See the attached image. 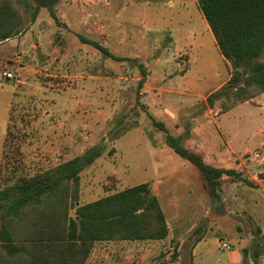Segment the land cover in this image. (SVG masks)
<instances>
[{"label": "rangeland", "instance_id": "1", "mask_svg": "<svg viewBox=\"0 0 264 264\" xmlns=\"http://www.w3.org/2000/svg\"><path fill=\"white\" fill-rule=\"evenodd\" d=\"M57 15L59 23L42 9L21 35L0 43L1 173L30 177L100 144L102 155L81 173L79 205L149 183L170 236L145 246L97 243L88 264H160L174 251L179 264H264V93L252 89L249 101L231 96L209 106L233 69L197 0H63ZM4 70L24 84L5 79ZM13 102L42 134L18 161L1 158ZM152 118L206 164L240 177L224 176L212 198ZM217 239L231 248L220 249ZM139 250L149 254L144 263Z\"/></svg>", "mask_w": 264, "mask_h": 264}, {"label": "trees", "instance_id": "2", "mask_svg": "<svg viewBox=\"0 0 264 264\" xmlns=\"http://www.w3.org/2000/svg\"><path fill=\"white\" fill-rule=\"evenodd\" d=\"M61 1L0 0V43L21 35L25 24L34 23L42 9L59 23L57 6ZM197 3L221 55L233 69L227 85L207 97L209 106L223 97L249 101L257 95L252 89L264 93V0ZM80 39L118 60L99 42ZM141 68L140 88L147 78ZM28 117L25 108L12 103L1 158L20 160L23 148L42 136L40 130L31 128ZM152 121L165 133L166 145L199 170L212 198H219L224 176L240 177L234 169L206 164L199 154L181 145V137L172 135L161 122ZM102 152L100 144L94 145L54 168L15 180L0 169V264H87L100 242L169 238L166 215L149 183L79 205L81 173ZM179 257L174 251L170 260L160 264H178Z\"/></svg>", "mask_w": 264, "mask_h": 264}, {"label": "crops", "instance_id": "3", "mask_svg": "<svg viewBox=\"0 0 264 264\" xmlns=\"http://www.w3.org/2000/svg\"><path fill=\"white\" fill-rule=\"evenodd\" d=\"M210 29V28H209ZM211 31V30H210ZM212 34V33H211ZM213 36V35H212ZM214 38V37H213ZM214 41H215V39H214ZM215 44H216V42H215ZM217 46V45H216ZM21 54H23V52H20L19 53V55H21ZM24 65L23 64H20V67H23ZM23 84H24V82H23ZM81 89L82 90H88L86 87H81ZM149 90L150 88H148L147 86H146V88L144 89V90ZM15 90H17V87L15 88ZM151 90V89H150ZM154 90H157V89H154ZM15 95H16V92H15ZM79 107H81L82 109H87V108H89V107H85V105H84V103H83V101L82 102H80L79 103ZM46 113H48V112H46ZM87 204V203H86ZM114 242L115 241H110V242H103V243H107V245H110L111 243H113L114 244ZM116 242H118V241H116ZM119 242H130V243H137L138 245H141V246H145V245H150V244H153L154 242H159V241H119ZM203 242V241H202ZM201 241L200 242H198V244L199 245H201V243H202ZM220 242H222L221 240H218L217 239V245H218V247L220 248V249H223L221 246H220ZM197 246L196 248H195V251H194V257L196 256V251H197V249L200 247V246ZM199 250V249H198ZM100 255L102 256V257H109V252H106V250H100ZM136 256L137 257H139L140 258V262L141 263H144V261H145V258H147V257H149V254L148 253H145L143 250H139L138 251V254H136ZM122 257V256H121ZM181 257V256H180ZM180 257H179V263H180ZM90 259H91V256H90ZM100 261H101V259H100ZM90 262H91V260H90ZM89 261L87 262V264L88 263H90ZM178 263V264H179Z\"/></svg>", "mask_w": 264, "mask_h": 264}, {"label": "built area", "instance_id": "4", "mask_svg": "<svg viewBox=\"0 0 264 264\" xmlns=\"http://www.w3.org/2000/svg\"><path fill=\"white\" fill-rule=\"evenodd\" d=\"M1 74H2V76L5 79L14 82L17 85L18 84L21 85L23 83V80H22V78L19 75H16L14 73L8 72L7 70H4ZM220 246L222 248H225V249H230L231 248L230 245L227 242H224V241L220 242Z\"/></svg>", "mask_w": 264, "mask_h": 264}]
</instances>
